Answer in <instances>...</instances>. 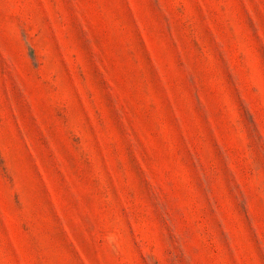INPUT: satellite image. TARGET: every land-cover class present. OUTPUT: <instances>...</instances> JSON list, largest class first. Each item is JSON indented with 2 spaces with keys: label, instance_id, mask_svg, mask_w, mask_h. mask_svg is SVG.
Instances as JSON below:
<instances>
[{
  "label": "rangeland",
  "instance_id": "374dc122",
  "mask_svg": "<svg viewBox=\"0 0 264 264\" xmlns=\"http://www.w3.org/2000/svg\"><path fill=\"white\" fill-rule=\"evenodd\" d=\"M0 264H264V0H0Z\"/></svg>",
  "mask_w": 264,
  "mask_h": 264
}]
</instances>
